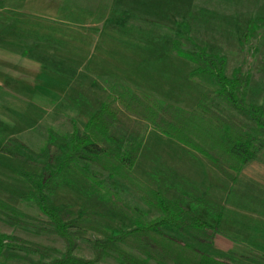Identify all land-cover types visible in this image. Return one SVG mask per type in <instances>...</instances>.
I'll return each instance as SVG.
<instances>
[{
  "label": "rangeland",
  "instance_id": "374dc122",
  "mask_svg": "<svg viewBox=\"0 0 264 264\" xmlns=\"http://www.w3.org/2000/svg\"><path fill=\"white\" fill-rule=\"evenodd\" d=\"M252 21L260 27L244 41ZM178 37L188 50L193 41L226 56L229 76L243 67L250 76L248 101L264 106V0H0V199L27 223L14 224L0 213V234L52 249L46 261L64 253L48 217L25 198L33 187L19 171L56 170L66 154L61 135L74 125L83 130L115 85L193 109L205 88L189 76L194 64L171 50ZM50 130L58 134L53 143ZM78 164L103 185L93 184L76 167L64 169L51 190L65 220L81 215L86 223L118 234L133 227L126 203L142 209L149 220L159 215L125 183L98 167ZM134 172L220 229L198 238L180 230L165 232L232 264H264V149L234 171L149 127ZM99 236L89 232L76 253L92 258L91 241ZM17 244L16 255L1 257L0 264L40 259ZM158 256L149 264H175ZM102 263L123 264L114 253Z\"/></svg>",
  "mask_w": 264,
  "mask_h": 264
},
{
  "label": "trees",
  "instance_id": "16d2710c",
  "mask_svg": "<svg viewBox=\"0 0 264 264\" xmlns=\"http://www.w3.org/2000/svg\"><path fill=\"white\" fill-rule=\"evenodd\" d=\"M259 27L257 22L252 21L250 31L243 37L244 41L253 37ZM190 46L192 48L188 50L182 38L178 37L173 40L171 50L194 64L189 76L205 88L196 106L186 109L123 85L113 86L107 99L93 113L83 130L74 125L70 133L61 135L66 154L56 170L43 167L36 173L19 171L33 187V192L25 198L33 200L54 227V230L40 226L38 229L58 234L65 244L64 253L46 261L52 249L28 243L19 237L0 234V258L14 257L16 254L13 249L19 242L20 245L22 243L21 248L40 255L39 260H31L30 264H104L102 260L112 253L117 254L123 264L159 261L158 253L175 264H232L227 259L214 257L165 232L164 228H169L198 238L201 234L213 236L220 229L217 224L168 198L134 172L149 127L178 140L213 163L234 171H241L264 149V106L247 99L249 74L241 67L233 76H229L226 56L212 53L193 41H190ZM219 98L254 125L260 135L251 133L247 123L229 112L228 108H223L217 100ZM57 135L50 130L49 143H53ZM79 161L98 167L110 178L125 183L159 215L149 220L142 209L126 203L133 227L118 234L86 223L81 215L65 220L60 209L54 206L51 190L52 182L60 177L64 169L76 167L90 182L103 185V181L87 166L78 164ZM0 213L9 217L14 224H27L19 219V211L1 199ZM91 231L100 235L91 241L93 257L80 256L76 253L79 241L89 238ZM147 243L151 244L155 252L149 249ZM122 245L137 250L146 258L137 257L123 249Z\"/></svg>",
  "mask_w": 264,
  "mask_h": 264
}]
</instances>
